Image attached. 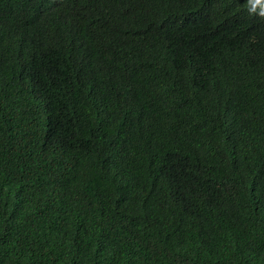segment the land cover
Segmentation results:
<instances>
[{
	"label": "trees",
	"instance_id": "obj_1",
	"mask_svg": "<svg viewBox=\"0 0 264 264\" xmlns=\"http://www.w3.org/2000/svg\"><path fill=\"white\" fill-rule=\"evenodd\" d=\"M0 264H264V0H0Z\"/></svg>",
	"mask_w": 264,
	"mask_h": 264
},
{
	"label": "snow or ice",
	"instance_id": "obj_2",
	"mask_svg": "<svg viewBox=\"0 0 264 264\" xmlns=\"http://www.w3.org/2000/svg\"><path fill=\"white\" fill-rule=\"evenodd\" d=\"M257 3H259V0H257Z\"/></svg>",
	"mask_w": 264,
	"mask_h": 264
}]
</instances>
